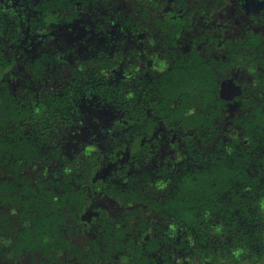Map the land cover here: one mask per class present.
Here are the masks:
<instances>
[{"label":"flooded vegetation","instance_id":"obj_1","mask_svg":"<svg viewBox=\"0 0 264 264\" xmlns=\"http://www.w3.org/2000/svg\"><path fill=\"white\" fill-rule=\"evenodd\" d=\"M262 153L264 0H0V264H264Z\"/></svg>","mask_w":264,"mask_h":264},{"label":"trees","instance_id":"obj_2","mask_svg":"<svg viewBox=\"0 0 264 264\" xmlns=\"http://www.w3.org/2000/svg\"><path fill=\"white\" fill-rule=\"evenodd\" d=\"M6 102H7V101H6ZM262 157H264V153H262ZM261 162H264V159L261 158ZM228 172L231 173V174H234V170H232V169H230V168L228 169ZM263 176H264L263 168H260V177L263 178ZM260 180H264V178H263V179L260 178ZM261 216H262V215H261ZM188 218H189V217H188ZM138 250H139V249H138ZM137 255H140V253L137 252ZM137 257L140 258V256H137Z\"/></svg>","mask_w":264,"mask_h":264}]
</instances>
